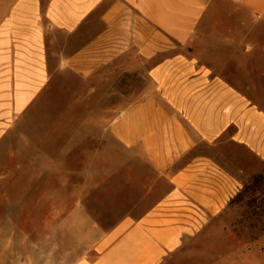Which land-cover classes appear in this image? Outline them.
Returning <instances> with one entry per match:
<instances>
[{
  "label": "crops",
  "instance_id": "crops-1",
  "mask_svg": "<svg viewBox=\"0 0 264 264\" xmlns=\"http://www.w3.org/2000/svg\"><path fill=\"white\" fill-rule=\"evenodd\" d=\"M58 69L95 76L88 94L133 96L107 131L104 117L49 115L38 140L22 126L60 89L51 82ZM62 124L76 125L63 140ZM90 124L100 126L96 171L83 163L65 176L66 185L81 179L64 220L80 209L82 221L90 183L108 188L118 175L128 208L70 264L196 258V239L230 220L231 199L256 172L248 158L264 167V0H0V181L20 182L26 156H48L55 181L58 157L90 155ZM58 199L49 184V203ZM235 254L208 264H248V250Z\"/></svg>",
  "mask_w": 264,
  "mask_h": 264
},
{
  "label": "rangeland",
  "instance_id": "rangeland-1",
  "mask_svg": "<svg viewBox=\"0 0 264 264\" xmlns=\"http://www.w3.org/2000/svg\"><path fill=\"white\" fill-rule=\"evenodd\" d=\"M51 82L60 88L51 94L49 101L52 106L48 105L49 101L37 105L34 110L37 121L26 122L22 126L26 135L35 134L38 140L51 130L52 126L45 119L49 115L63 121L65 117L87 116L90 120L104 117L107 131L109 119L120 111L116 106L133 96L128 92L88 94L86 88L90 84L96 85L97 78H83L68 69H58ZM66 87L74 92L64 91ZM57 127V138L63 140L76 125L62 124ZM97 128L100 129V126L89 125V156L84 157V151L76 148L73 156L57 158L55 181L48 174V156H26L25 171L20 182L16 174L8 181H0V255L4 258L3 264H70L77 257L86 255V250L93 246L99 234L123 216L128 206L121 203L123 199L118 175L115 185L110 181L108 188L98 190L96 182L90 183L86 205L88 220L86 207L82 221L80 209L78 215L68 218L66 222L64 220L66 213L76 206V196L80 197L75 188L79 187L81 179L80 173H74V182L66 185L65 176L69 177L71 170L77 172L83 163H88L96 171V148L91 138ZM61 143L58 139V146ZM248 162L249 168L255 167L257 170L250 173L242 188L231 199L230 220H218L215 235L196 239V258L185 255L169 264H208L226 253L233 252L235 256V252L240 255L241 251L245 254L246 250L248 254L247 257L243 255V260H247L248 264H264V167L254 163L251 157ZM112 166L111 161L108 163L102 157V169ZM91 175L96 181V172ZM49 184L63 203L59 199L56 206L49 203ZM56 211L58 215H55ZM223 225L225 233L220 230ZM93 253L91 250L88 255L92 256Z\"/></svg>",
  "mask_w": 264,
  "mask_h": 264
}]
</instances>
